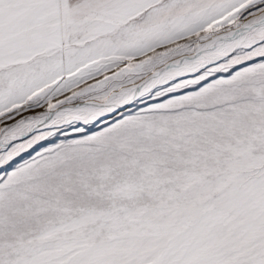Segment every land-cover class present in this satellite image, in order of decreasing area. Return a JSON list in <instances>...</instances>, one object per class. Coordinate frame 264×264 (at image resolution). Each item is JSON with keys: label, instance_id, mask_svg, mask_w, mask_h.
Here are the masks:
<instances>
[{"label": "snow or ice", "instance_id": "6c2138e0", "mask_svg": "<svg viewBox=\"0 0 264 264\" xmlns=\"http://www.w3.org/2000/svg\"><path fill=\"white\" fill-rule=\"evenodd\" d=\"M0 264H264V0H0Z\"/></svg>", "mask_w": 264, "mask_h": 264}]
</instances>
